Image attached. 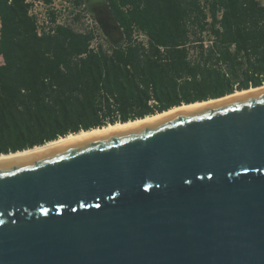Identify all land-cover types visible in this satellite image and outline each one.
I'll return each mask as SVG.
<instances>
[{"label":"water","instance_id":"water-1","mask_svg":"<svg viewBox=\"0 0 264 264\" xmlns=\"http://www.w3.org/2000/svg\"><path fill=\"white\" fill-rule=\"evenodd\" d=\"M0 264H264V91L0 163Z\"/></svg>","mask_w":264,"mask_h":264},{"label":"trees","instance_id":"trees-1","mask_svg":"<svg viewBox=\"0 0 264 264\" xmlns=\"http://www.w3.org/2000/svg\"><path fill=\"white\" fill-rule=\"evenodd\" d=\"M87 2L111 54L66 27L39 35L28 0H0V154L264 85L260 0Z\"/></svg>","mask_w":264,"mask_h":264},{"label":"built area","instance_id":"built-area-1","mask_svg":"<svg viewBox=\"0 0 264 264\" xmlns=\"http://www.w3.org/2000/svg\"><path fill=\"white\" fill-rule=\"evenodd\" d=\"M29 14L35 18L39 35L53 34L59 27L91 37L89 49L96 53L111 54L115 43L104 32L91 12L87 0H28ZM138 40L147 41L143 34Z\"/></svg>","mask_w":264,"mask_h":264},{"label":"bare ground","instance_id":"bare-ground-1","mask_svg":"<svg viewBox=\"0 0 264 264\" xmlns=\"http://www.w3.org/2000/svg\"><path fill=\"white\" fill-rule=\"evenodd\" d=\"M263 91H264V85L261 87H258V88H251V89L244 90V91H237L234 94L228 95L226 97H222L220 99H212L209 101L197 102V103L188 104V105L185 104V105H182L179 107L172 108V109L165 111V112H162V113H158V114H155L152 116H147V117L142 118V119L129 121L126 123L110 124V125L105 126L103 128H97V129H92V130H88V131H81V132L76 133V134H70L66 137L59 138L58 140L48 142L43 146H38V147L29 149V150L19 151L16 153L0 154V163L15 160V159L22 158L25 156H29L32 154H36L39 152H43V151L51 149V148H53L57 145H60V144L69 143V142L77 141V140L92 137V136L112 133V132L128 129V128L143 125V124H148V123L154 122L156 120H159L161 118H164L166 116H169V115L176 113V112H179V111L200 109V108L208 107L211 105H215L219 102H222V101H225L228 99L247 96V95H251V94H255V93H259V92H263Z\"/></svg>","mask_w":264,"mask_h":264},{"label":"rangeland","instance_id":"rangeland-1","mask_svg":"<svg viewBox=\"0 0 264 264\" xmlns=\"http://www.w3.org/2000/svg\"><path fill=\"white\" fill-rule=\"evenodd\" d=\"M263 4H264V0H260ZM97 5L99 6V3H97ZM94 5V6H97ZM109 30L111 31L112 37L114 39H119L120 38V32L117 28L110 26ZM3 63V59L0 57V65Z\"/></svg>","mask_w":264,"mask_h":264},{"label":"crops","instance_id":"crops-1","mask_svg":"<svg viewBox=\"0 0 264 264\" xmlns=\"http://www.w3.org/2000/svg\"><path fill=\"white\" fill-rule=\"evenodd\" d=\"M0 27H1V24H0ZM1 57V56H0ZM2 58V57H1ZM3 59V58H2Z\"/></svg>","mask_w":264,"mask_h":264}]
</instances>
